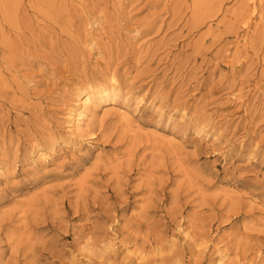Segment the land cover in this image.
<instances>
[{"label": "rangeland", "instance_id": "1", "mask_svg": "<svg viewBox=\"0 0 264 264\" xmlns=\"http://www.w3.org/2000/svg\"><path fill=\"white\" fill-rule=\"evenodd\" d=\"M254 2L0 0V264H264Z\"/></svg>", "mask_w": 264, "mask_h": 264}, {"label": "bare ground", "instance_id": "2", "mask_svg": "<svg viewBox=\"0 0 264 264\" xmlns=\"http://www.w3.org/2000/svg\"><path fill=\"white\" fill-rule=\"evenodd\" d=\"M249 1L255 7L254 0ZM111 88V84H105L100 87L86 86L76 91L77 97L79 100H81V103L79 105V108L71 113V124L73 125L74 129L80 130L83 127L88 116L95 114V107L98 105L101 99L104 101L107 100L106 96L108 94H111ZM44 156H46L44 153H38V157ZM216 262L217 264H229L225 256H219Z\"/></svg>", "mask_w": 264, "mask_h": 264}]
</instances>
